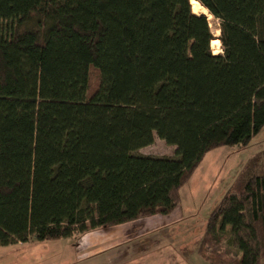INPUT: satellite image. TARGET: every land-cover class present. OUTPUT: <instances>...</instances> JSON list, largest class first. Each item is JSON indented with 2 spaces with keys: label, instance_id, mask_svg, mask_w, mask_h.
I'll list each match as a JSON object with an SVG mask.
<instances>
[{
  "label": "trees",
  "instance_id": "obj_1",
  "mask_svg": "<svg viewBox=\"0 0 264 264\" xmlns=\"http://www.w3.org/2000/svg\"><path fill=\"white\" fill-rule=\"evenodd\" d=\"M194 1L217 38L191 0H0V246L168 214L206 153L264 128V0ZM154 136L174 156L137 152ZM197 252L264 260V148Z\"/></svg>",
  "mask_w": 264,
  "mask_h": 264
},
{
  "label": "rangeland",
  "instance_id": "obj_2",
  "mask_svg": "<svg viewBox=\"0 0 264 264\" xmlns=\"http://www.w3.org/2000/svg\"><path fill=\"white\" fill-rule=\"evenodd\" d=\"M202 11V7L197 8L195 14L207 16L214 34V30L218 29L216 28L217 21L208 18V15ZM214 36L217 38V35ZM216 41L219 43L218 46L211 45L214 54L221 51L220 42ZM92 76L94 77L91 79L93 86L96 85L97 80L95 73ZM262 148H264V128L243 148L219 147L205 154L189 181L180 189V204L184 216H193L196 220V223L191 226L195 230H190L193 238L196 233L204 231L206 217L230 187L245 160ZM174 149L173 145L166 144L154 136L151 144L138 149L137 152L144 155L172 157ZM79 238L80 235L75 234L66 239L3 245L0 246V264H77V261L76 263L75 261L68 262V256L71 260L75 259V256H82L77 248ZM227 250L233 251L230 247Z\"/></svg>",
  "mask_w": 264,
  "mask_h": 264
},
{
  "label": "crops",
  "instance_id": "obj_3",
  "mask_svg": "<svg viewBox=\"0 0 264 264\" xmlns=\"http://www.w3.org/2000/svg\"><path fill=\"white\" fill-rule=\"evenodd\" d=\"M182 211L179 204L168 214H153L80 234L77 248L82 256L66 258L77 264H209L197 252L203 230L193 238L190 230H195L191 226L196 220Z\"/></svg>",
  "mask_w": 264,
  "mask_h": 264
},
{
  "label": "bare ground",
  "instance_id": "obj_4",
  "mask_svg": "<svg viewBox=\"0 0 264 264\" xmlns=\"http://www.w3.org/2000/svg\"><path fill=\"white\" fill-rule=\"evenodd\" d=\"M191 6H192V8H193V12L195 13V11L197 10V8H201L200 7V5H199V3L197 2V1H194V0H191ZM202 13H206L207 15H208V18H212V16L211 15H209L208 13H207V11L204 9V8H202ZM213 26V25H212ZM217 28V27H216ZM219 34V29H215L214 30V35H218ZM219 41V40H218ZM213 44H216L217 46H218V42L216 41V40H213L212 41V43H211V45H213Z\"/></svg>",
  "mask_w": 264,
  "mask_h": 264
}]
</instances>
